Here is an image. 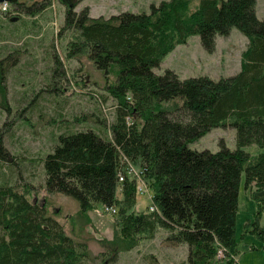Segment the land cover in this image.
Returning <instances> with one entry per match:
<instances>
[{"label": "trees", "instance_id": "1", "mask_svg": "<svg viewBox=\"0 0 264 264\" xmlns=\"http://www.w3.org/2000/svg\"><path fill=\"white\" fill-rule=\"evenodd\" d=\"M59 1L66 7L65 22L54 37L60 45L67 40L66 54L55 51L54 44L49 47L57 76L50 83L46 75L34 109L46 100V92L62 106L64 97L52 96L64 93L63 79L73 83L65 60L85 55L106 82L114 76L96 96L103 105L111 100L115 112L109 130L69 126L58 133L54 150L41 160L46 192L72 198L82 211L104 206L116 222L114 253L130 251L162 229L167 234L164 248L188 245L186 264H238L235 235L243 172L245 186L256 188V215L264 217V153L252 156L245 150L253 144L264 147V20L257 17V0H164L153 4L150 13L108 18H93L88 8L77 11L78 0ZM11 3L15 9L10 14L42 15L48 9L47 3ZM233 28L248 40L235 75L180 79L171 69L155 72L192 36L213 52L217 36H227ZM18 52L0 59L1 92L15 64L5 63L16 61ZM5 125L11 123L0 127V264H105L106 253L97 261L88 244L72 237L46 206L30 201V187L21 182L20 172L15 182L9 181L6 172L13 175L16 168L3 163L11 158ZM226 126L235 129V149L224 144L217 152L190 147L211 129ZM137 176L151 194L145 210L140 209ZM254 224L264 240V227ZM220 248L223 259L217 258ZM150 262L161 264L155 258Z\"/></svg>", "mask_w": 264, "mask_h": 264}, {"label": "rangeland", "instance_id": "2", "mask_svg": "<svg viewBox=\"0 0 264 264\" xmlns=\"http://www.w3.org/2000/svg\"><path fill=\"white\" fill-rule=\"evenodd\" d=\"M20 1L30 5L36 0ZM47 1L48 9L42 15L25 11H12L10 14V10L0 14V59L10 52L19 50L16 61L9 59L5 63L6 66H10L15 62L5 75L3 82L5 91H0V127L6 122L11 123V127L5 125L6 146L11 158L3 163L5 166L16 168L14 176L12 172H6L9 181L15 182L16 172H20L23 178L21 182L30 187V201L46 206L48 213L60 221L72 237L88 244L92 257H97V261L100 260L101 254L106 253L107 255L103 256L106 258L105 264H151V258L158 259L161 264H186L188 245L183 244L174 249L164 248L161 243L167 234L162 229L157 231L154 239L143 241L130 251L121 250L114 253L111 242L115 238L116 222L114 216L109 214L104 206L97 204L82 211L72 198L60 194L49 195L46 192L41 160L54 150L58 141L57 135L59 136L62 129L70 126L72 130L98 131L99 126H102L109 130L115 112L111 100L103 105L96 96L104 92L107 82L114 81V76L111 75L106 82L103 72L97 70L85 55H81L79 59L65 60L69 73L73 75V83L63 79L61 86L64 93L52 96L56 99L63 96L62 106L60 107L58 102L51 98V94L46 92L47 94H43L46 100L40 99L39 105L34 109L38 103L37 93L46 83L45 79L48 77L46 75H49L50 83L52 76H57L54 73L56 69L54 60L47 54L49 47L54 44L55 51L58 50L61 55L66 54L64 45L67 40L60 45L54 35L55 30L65 22L66 7L59 0ZM71 1L77 0H66L72 3ZM78 1L77 11L88 8L91 17L108 18L122 12L150 13L153 4L158 5L164 0ZM255 8L257 17L264 20V0H257ZM247 42L241 31L233 28L227 36L218 35L215 50L208 52L202 46L200 37L192 36L186 44L178 46L167 55L160 66L155 68V72L163 74L167 69H171L180 79L200 75L215 80L229 77L240 71L241 55L246 49ZM5 99L7 105L4 107L2 103ZM59 114L61 115L58 116ZM10 131L15 133L12 135ZM235 136L233 127H216L190 144V147L198 151L217 152L221 149V144H224L230 149H235ZM245 150L252 156L264 153V147L254 144L245 147ZM4 170L9 169L5 167ZM136 172V168H132V173L136 175ZM137 178L139 187H144L147 193L139 195L140 209L145 210L151 194L147 183L138 176ZM245 179L246 175L243 172L235 235L238 264H264V240L254 232L255 221L264 227V217H257L256 188L255 186L247 188Z\"/></svg>", "mask_w": 264, "mask_h": 264}, {"label": "built area", "instance_id": "3", "mask_svg": "<svg viewBox=\"0 0 264 264\" xmlns=\"http://www.w3.org/2000/svg\"><path fill=\"white\" fill-rule=\"evenodd\" d=\"M8 10H9V3L8 2H4V3L0 4V13H5ZM121 180H122V177H121ZM139 191H140L141 194H147V193H145V188L144 187H139ZM155 209H156L155 206L151 207L152 211H154ZM107 210H109V209H107ZM224 256H225L224 250L220 248L219 251H218V254H217V258L218 259H223Z\"/></svg>", "mask_w": 264, "mask_h": 264}, {"label": "flooded vegetation", "instance_id": "4", "mask_svg": "<svg viewBox=\"0 0 264 264\" xmlns=\"http://www.w3.org/2000/svg\"><path fill=\"white\" fill-rule=\"evenodd\" d=\"M15 1H18V2H21L20 0H15ZM14 0H13V2H15ZM42 2H40V0H36L35 2H39L40 4H44V3H46V2H48L47 0H41ZM12 1H10V2H8L9 3V10H10V8H13L14 7V3H11ZM11 3V4H10ZM9 12V11H8ZM6 13V12H5Z\"/></svg>", "mask_w": 264, "mask_h": 264}, {"label": "water", "instance_id": "5", "mask_svg": "<svg viewBox=\"0 0 264 264\" xmlns=\"http://www.w3.org/2000/svg\"><path fill=\"white\" fill-rule=\"evenodd\" d=\"M10 1H12V0H0V4L4 3V2H10Z\"/></svg>", "mask_w": 264, "mask_h": 264}, {"label": "bare ground", "instance_id": "6", "mask_svg": "<svg viewBox=\"0 0 264 264\" xmlns=\"http://www.w3.org/2000/svg\"><path fill=\"white\" fill-rule=\"evenodd\" d=\"M132 170V169H131ZM121 180V179H120Z\"/></svg>", "mask_w": 264, "mask_h": 264}]
</instances>
